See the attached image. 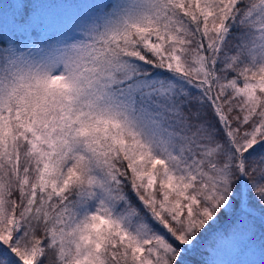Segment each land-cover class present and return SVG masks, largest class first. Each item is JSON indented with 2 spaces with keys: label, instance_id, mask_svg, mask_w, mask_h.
<instances>
[{
  "label": "snow or ice",
  "instance_id": "6c2138e0",
  "mask_svg": "<svg viewBox=\"0 0 264 264\" xmlns=\"http://www.w3.org/2000/svg\"><path fill=\"white\" fill-rule=\"evenodd\" d=\"M0 264H264V0H0Z\"/></svg>",
  "mask_w": 264,
  "mask_h": 264
}]
</instances>
